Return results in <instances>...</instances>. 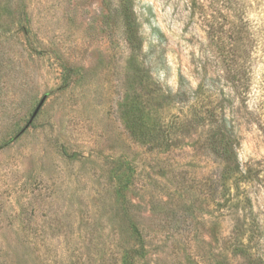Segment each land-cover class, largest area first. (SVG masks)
I'll return each mask as SVG.
<instances>
[{"label":"rangeland","instance_id":"1","mask_svg":"<svg viewBox=\"0 0 264 264\" xmlns=\"http://www.w3.org/2000/svg\"><path fill=\"white\" fill-rule=\"evenodd\" d=\"M0 264H264V0H0Z\"/></svg>","mask_w":264,"mask_h":264},{"label":"trees","instance_id":"2","mask_svg":"<svg viewBox=\"0 0 264 264\" xmlns=\"http://www.w3.org/2000/svg\"><path fill=\"white\" fill-rule=\"evenodd\" d=\"M129 12H132L129 5H126L125 8L122 7L121 14L125 25L126 40L132 52L131 61L137 62V52L140 49L139 38L135 23ZM137 68L138 69L137 72H135V75L138 77L143 71L141 72L140 65ZM139 78L141 82L142 79H144V77ZM136 92V88L133 90L129 89L121 105L122 112L125 116L124 120L126 127L144 144H150L152 142L151 138L153 137L154 142L158 141L160 145H167V136L165 131H163L162 124L159 122H152V111L148 108L144 95L140 92ZM224 136L225 135L221 133V131L217 133L219 148L221 146L219 154L222 157L227 156L228 158H232L234 157V147L231 143L227 142L230 139L225 140ZM240 175L242 174L238 166L230 172L225 170L222 177L224 186L233 184L239 187L238 185L241 180V178H239Z\"/></svg>","mask_w":264,"mask_h":264},{"label":"water","instance_id":"3","mask_svg":"<svg viewBox=\"0 0 264 264\" xmlns=\"http://www.w3.org/2000/svg\"><path fill=\"white\" fill-rule=\"evenodd\" d=\"M44 100L41 101V103L39 104V106L37 107V109L35 110L33 117L31 119V121L36 117V115L38 114V112L40 111L41 107L43 106Z\"/></svg>","mask_w":264,"mask_h":264}]
</instances>
